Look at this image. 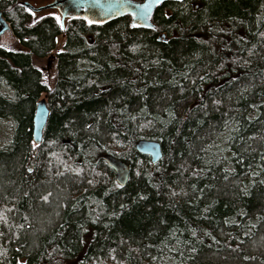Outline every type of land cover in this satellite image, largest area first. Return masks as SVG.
I'll return each instance as SVG.
<instances>
[{
    "label": "trees",
    "instance_id": "1",
    "mask_svg": "<svg viewBox=\"0 0 264 264\" xmlns=\"http://www.w3.org/2000/svg\"><path fill=\"white\" fill-rule=\"evenodd\" d=\"M51 1L0 0L26 50L0 46V264H264V0L167 1L154 29L23 5Z\"/></svg>",
    "mask_w": 264,
    "mask_h": 264
},
{
    "label": "water",
    "instance_id": "2",
    "mask_svg": "<svg viewBox=\"0 0 264 264\" xmlns=\"http://www.w3.org/2000/svg\"><path fill=\"white\" fill-rule=\"evenodd\" d=\"M174 1L182 2L184 0H161L156 3L155 0H52L50 3L42 6H34L30 2H24L23 5L35 12L45 10H56L62 20L66 19H82L91 24L103 25L111 21L117 20L129 15L132 18V24L142 29H154L155 24L152 17L156 9L164 2ZM199 1V0H198ZM148 5L147 9H141L139 6ZM140 10L146 12V16L136 15ZM9 28L8 23L2 19L0 14V34ZM161 38L166 40L164 34ZM50 115L46 98H41L36 105L33 117V140L36 144H40L43 139L45 127ZM135 149L138 153L150 157L151 162L156 164L163 158L162 144L157 140L141 139ZM105 161L108 163L115 173V179L119 186H126L130 177V166L125 161L110 155H104Z\"/></svg>",
    "mask_w": 264,
    "mask_h": 264
},
{
    "label": "rangeland",
    "instance_id": "3",
    "mask_svg": "<svg viewBox=\"0 0 264 264\" xmlns=\"http://www.w3.org/2000/svg\"><path fill=\"white\" fill-rule=\"evenodd\" d=\"M63 43H64V38L62 36L58 37L56 52L61 51L63 49ZM0 46L5 47L6 49L12 51H26L24 47L20 44L19 40L15 37L12 30H6L2 34H0ZM33 64L37 69L41 71L43 83L49 89L54 88L56 83V65H57V60L55 55L52 54V56L42 57V58L33 57ZM42 98H45V96L42 95ZM4 126H6L5 123H3V129ZM8 136H7L8 138L6 139L5 137H0V146L4 145L12 136L11 131ZM216 147H220V145Z\"/></svg>",
    "mask_w": 264,
    "mask_h": 264
},
{
    "label": "snow or ice",
    "instance_id": "4",
    "mask_svg": "<svg viewBox=\"0 0 264 264\" xmlns=\"http://www.w3.org/2000/svg\"><path fill=\"white\" fill-rule=\"evenodd\" d=\"M155 2L158 4V3H160L161 2V0H155ZM141 9H147V7H148V5H142V6H139ZM136 15H139V16H141V17H144V16H146V12L145 11H143V10H140ZM89 23H92V21H89ZM133 26H137V25H133ZM35 146V145H34Z\"/></svg>",
    "mask_w": 264,
    "mask_h": 264
},
{
    "label": "flooded vegetation",
    "instance_id": "5",
    "mask_svg": "<svg viewBox=\"0 0 264 264\" xmlns=\"http://www.w3.org/2000/svg\"><path fill=\"white\" fill-rule=\"evenodd\" d=\"M8 25H9V28H7V30H12L11 25L9 23H8Z\"/></svg>",
    "mask_w": 264,
    "mask_h": 264
},
{
    "label": "bare ground",
    "instance_id": "6",
    "mask_svg": "<svg viewBox=\"0 0 264 264\" xmlns=\"http://www.w3.org/2000/svg\"><path fill=\"white\" fill-rule=\"evenodd\" d=\"M32 138H33V135H32ZM33 142H34V140H33ZM35 143V142H34Z\"/></svg>",
    "mask_w": 264,
    "mask_h": 264
}]
</instances>
